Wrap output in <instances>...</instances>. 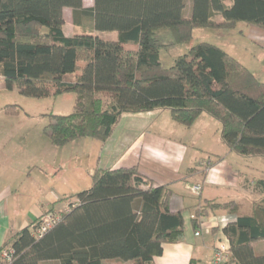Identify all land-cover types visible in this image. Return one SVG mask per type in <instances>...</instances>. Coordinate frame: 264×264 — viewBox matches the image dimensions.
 <instances>
[{"label":"trees","instance_id":"obj_1","mask_svg":"<svg viewBox=\"0 0 264 264\" xmlns=\"http://www.w3.org/2000/svg\"><path fill=\"white\" fill-rule=\"evenodd\" d=\"M65 9L72 11L74 27L115 33L116 40L67 37ZM239 23L264 30V0H93L88 8L83 0H0V83L37 100L75 95L71 114L45 115L44 133L54 147L85 138L103 143L122 115L168 110L173 122L187 128L205 113L221 125L230 152L264 157V82L205 42L164 68L155 37L169 29L181 45L197 28L231 30ZM3 111L15 116L21 108L9 104ZM255 187L264 195V181ZM170 194L135 167L95 169L90 187L75 195L76 204L59 212L60 220L41 238L33 233L37 219L2 244L0 250L13 251L5 264H150L165 244L183 239V216L170 211ZM222 207L235 220L223 229L227 264H264L251 248L264 239V196L251 214L234 202ZM193 215L196 230L206 211Z\"/></svg>","mask_w":264,"mask_h":264},{"label":"crops","instance_id":"obj_2","mask_svg":"<svg viewBox=\"0 0 264 264\" xmlns=\"http://www.w3.org/2000/svg\"><path fill=\"white\" fill-rule=\"evenodd\" d=\"M92 5L93 0L89 6H85L83 0L85 8ZM240 24L225 31V38L221 39L224 43L218 46L256 78L257 72L263 78L264 30ZM109 35L107 40H116L115 33ZM235 37L243 41L242 45L236 42ZM3 91L4 86L0 83V92ZM6 105L9 104L0 105V247L10 236L36 221L43 212H62L77 202V193L62 197L56 190V180H46L48 173L45 170L55 164L59 158L57 149L60 148H54L49 140V144L48 141L44 144L39 138L31 137L26 122L15 120L27 115L26 111L19 106L21 112L18 115H8L3 111ZM165 111L122 115L111 136L100 142V155L106 158L99 156L92 172L95 169L135 167L154 186L170 189L168 207L171 212L182 213L183 239L165 244L161 255L150 264H210L216 245L226 240L223 229L235 221L222 206L234 202L243 214H251L255 202L264 196L255 187L256 181H264L263 169L257 166L263 160L259 156L238 157L230 152L221 140V125L215 120L218 124L211 122L213 119L205 113L192 126L184 127L187 132L181 135L168 132L171 118L167 115L162 120L161 115ZM155 123L156 132H147ZM156 144L163 149L155 147ZM114 150L115 155H111ZM230 160L232 168L229 170ZM208 162L210 167L205 170L203 165ZM143 163L164 172L148 175ZM191 185H201L199 195L192 194ZM209 204L215 208L209 209ZM202 208L206 217L201 218L203 224L195 230L192 215ZM205 226L210 229L207 231ZM196 231L199 236H195ZM251 248L255 256H264V239L254 241Z\"/></svg>","mask_w":264,"mask_h":264},{"label":"rangeland","instance_id":"obj_3","mask_svg":"<svg viewBox=\"0 0 264 264\" xmlns=\"http://www.w3.org/2000/svg\"><path fill=\"white\" fill-rule=\"evenodd\" d=\"M91 4H92V0H84L85 6H89ZM64 15H65V24L63 26V30L68 37L73 36L74 34H81V33H87L93 35L97 34L100 38H104V39L110 36L108 33H97L92 28H87V30L84 31L79 26L74 27L70 9H66ZM84 24H88V22L84 21ZM225 31L227 30L197 28L193 31L192 39L189 42L181 45H175L173 41L172 33L170 32L169 29L158 30L155 34V37L157 38L159 44L163 46L160 51V61L162 66L164 68L172 67L173 61L178 56L187 54L188 51L198 43L205 42L219 47L218 45L220 44L222 45L224 43L223 40L221 39L225 38L223 37ZM236 42L242 45L243 41L236 38ZM258 71L260 70L258 69ZM257 73H256L257 78H259L261 82L262 80L264 81V77L262 78V76H259L261 75L260 72L259 75ZM4 90L5 92L4 91L0 92V105L16 104L22 107L26 111L29 117H27V115H23V116L21 115V117H18L15 120H22V122L25 121L26 129L27 131L29 130L28 133L31 135V137L39 138L44 144H47L46 142L48 141V138L44 133V128L48 123V119L47 117H45V115L53 114V115L67 116L71 114L73 111L74 102H75V95L73 94H65L58 97H51V98L37 100V99L22 97L14 89L12 90L4 89ZM167 115H170V113H168V110L161 115L162 120ZM208 118L210 117L208 116ZM211 122H215V121L212 120ZM155 128H156V123L155 126L149 129V131L147 132H151L153 130L154 132H156ZM199 129L200 128H198V130ZM119 130L121 131V127L119 128ZM186 130L187 129H185L180 125H177L172 120L170 121L168 132L174 131L176 134L181 135L182 133L187 132ZM154 146L163 149V147H161L160 145L156 144ZM57 150L59 151L58 152L59 158H57L55 164H51V168L46 169L45 172L48 173V176H46V180L48 181H51L52 179H54V181L56 180L58 184V188H56V190L58 191V193H60V196L62 197L73 196L74 194L87 189L90 184L89 176L92 173L94 167L96 166V163L99 159L98 157L100 156L103 159L106 158V156L103 157L102 155H100L101 152L100 142L90 138L76 140L70 143L69 145L65 146L64 148H60ZM111 155H115V150ZM260 158L263 160L262 161L263 163L258 164L257 166L263 169V174H264V157L260 156ZM209 164L210 162L203 165L204 166L203 168L205 170L206 168L208 169L210 167ZM228 164H230L227 165L228 169L230 170L232 168L231 160ZM143 165L145 164L143 163ZM143 169L148 175L151 176H155L156 173L160 174L164 172L162 169L153 168V167H147ZM174 176L175 175H173V177ZM198 186H200V191H199L200 194L201 185ZM190 189L192 194L197 196L196 192L195 191L193 192L192 190V185L190 186Z\"/></svg>","mask_w":264,"mask_h":264},{"label":"built area","instance_id":"obj_4","mask_svg":"<svg viewBox=\"0 0 264 264\" xmlns=\"http://www.w3.org/2000/svg\"><path fill=\"white\" fill-rule=\"evenodd\" d=\"M191 190V189H190ZM193 192L199 194L200 186L194 185L192 186ZM61 218L59 212H49L47 214L41 215L38 217L36 228L34 229V237L39 239L43 236V234L50 229L53 225H55ZM193 218V216H192ZM203 219H198V225L202 226ZM206 230L210 229L209 226H205ZM200 233L198 231L195 232V236H199ZM13 251L11 248H4L0 250V264L8 263L12 260ZM230 258V246L227 240L219 241L215 247L213 256L211 258L210 264H227Z\"/></svg>","mask_w":264,"mask_h":264}]
</instances>
